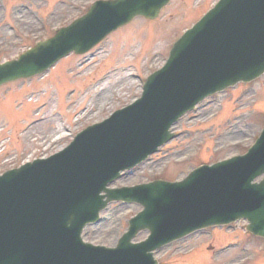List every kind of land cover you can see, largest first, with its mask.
Returning <instances> with one entry per match:
<instances>
[{
    "label": "water",
    "instance_id": "obj_1",
    "mask_svg": "<svg viewBox=\"0 0 264 264\" xmlns=\"http://www.w3.org/2000/svg\"><path fill=\"white\" fill-rule=\"evenodd\" d=\"M167 2H97L58 36L0 64V84L46 67L70 47L103 36L135 15L155 17ZM263 71L264 0H220L175 43L135 104L87 128L64 151L0 177V264H154L149 251L193 226L241 217L250 231L264 236V180L251 183L264 173V131L245 156L197 168L179 183L106 187L120 170L170 138L168 126L202 97ZM112 199L136 201L144 210L130 221L116 248L82 243L83 226L96 221ZM143 228L150 237L131 245Z\"/></svg>",
    "mask_w": 264,
    "mask_h": 264
},
{
    "label": "rangeland",
    "instance_id": "obj_2",
    "mask_svg": "<svg viewBox=\"0 0 264 264\" xmlns=\"http://www.w3.org/2000/svg\"><path fill=\"white\" fill-rule=\"evenodd\" d=\"M93 1L0 0V61L50 35ZM215 2L172 0L156 19H134L107 37L98 50L70 55L45 74L1 86L0 171L64 147L80 129L132 101L140 94L146 76L163 64L173 40ZM16 100L22 105L16 107ZM197 108L173 127L175 139L115 185L157 177L178 179L202 162L244 151L263 125L264 74L205 99ZM138 210L134 204L113 203L97 225L84 229L83 236L93 243L111 245ZM244 227L245 222L240 221L227 231L214 228V236H191L168 246L157 257L163 264H264V239L247 235ZM229 241L234 243L213 258L209 250ZM190 247L189 256H183ZM242 256L249 258L244 261Z\"/></svg>",
    "mask_w": 264,
    "mask_h": 264
}]
</instances>
